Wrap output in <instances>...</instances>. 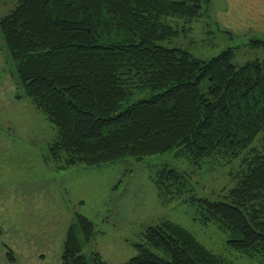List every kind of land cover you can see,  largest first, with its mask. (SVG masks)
<instances>
[{"label": "trees", "instance_id": "16d2710c", "mask_svg": "<svg viewBox=\"0 0 264 264\" xmlns=\"http://www.w3.org/2000/svg\"><path fill=\"white\" fill-rule=\"evenodd\" d=\"M218 9L211 0H15L0 33L23 94L55 128L46 165L173 154L178 164L152 170L163 204L195 205V219L225 234L230 250L264 264V57L233 63L227 47L202 60L158 43L209 24ZM233 161L217 195L197 194L193 180ZM95 231L74 212L59 264H107L84 252ZM132 247L120 264H234L170 219L147 225Z\"/></svg>", "mask_w": 264, "mask_h": 264}, {"label": "rangeland", "instance_id": "374dc122", "mask_svg": "<svg viewBox=\"0 0 264 264\" xmlns=\"http://www.w3.org/2000/svg\"><path fill=\"white\" fill-rule=\"evenodd\" d=\"M6 1L0 0V18L15 5V0ZM211 2L219 9L209 24L195 22L189 32L182 30L173 39L158 43L185 49L202 60L227 47L234 48L233 63L256 55L264 57V47L249 44L250 38L264 40V0ZM14 72L0 33V264H58L60 245L76 211L91 219L96 230L84 252L89 256L91 250L98 251L107 264H120L134 255L132 243L158 219L180 223L234 264H262L257 257L230 250L225 234L213 224L202 226L195 219V205L183 200L163 204L151 175L153 166L178 164L173 154L142 160L126 157L110 164L66 170L46 165L42 152L54 137L55 128L23 94ZM200 88L205 89L204 82ZM236 168L233 161L204 172L193 180V188L201 196L208 197L211 192L217 195L225 184L220 177L222 170ZM26 191L32 195L23 205L14 196ZM211 230L224 238L217 232L209 236ZM7 248L15 252L11 261Z\"/></svg>", "mask_w": 264, "mask_h": 264}, {"label": "crops", "instance_id": "0c3cea01", "mask_svg": "<svg viewBox=\"0 0 264 264\" xmlns=\"http://www.w3.org/2000/svg\"><path fill=\"white\" fill-rule=\"evenodd\" d=\"M29 195H32V194H28V191H26V193L18 194L17 196H14V197H15L16 199L22 201V204L24 203L23 205H26V204H27V200H28L27 197H29ZM32 197H33V196H32ZM13 199H14V198H13ZM26 207L30 209V206H26ZM60 251H61V245H60V248H59V252H58V254H60ZM12 254L14 255L15 252L12 251ZM59 263H60V262H59ZM59 263H58V264H59Z\"/></svg>", "mask_w": 264, "mask_h": 264}]
</instances>
